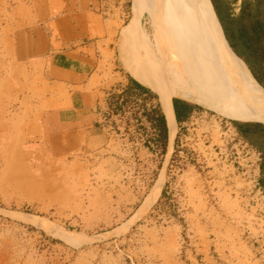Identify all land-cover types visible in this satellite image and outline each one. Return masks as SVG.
<instances>
[{
  "label": "rangeland",
  "instance_id": "1",
  "mask_svg": "<svg viewBox=\"0 0 264 264\" xmlns=\"http://www.w3.org/2000/svg\"><path fill=\"white\" fill-rule=\"evenodd\" d=\"M157 2H125L101 63L122 81L104 93L106 142L95 139L102 147L52 153L31 87L16 85L0 64V264H264V206L242 173L250 154L232 119L200 107L179 126L172 114L173 136L161 152L151 126L133 118L139 107L107 108L109 94L132 77L162 109L160 43L164 61L167 43L182 55L199 51L202 65L205 54L213 64L220 59L210 29L190 10L182 17L176 4L162 12ZM6 5L0 0V34ZM168 29L177 35L165 36ZM1 43L0 36V57ZM254 173L261 184L264 172Z\"/></svg>",
  "mask_w": 264,
  "mask_h": 264
},
{
  "label": "crops",
  "instance_id": "2",
  "mask_svg": "<svg viewBox=\"0 0 264 264\" xmlns=\"http://www.w3.org/2000/svg\"><path fill=\"white\" fill-rule=\"evenodd\" d=\"M128 1L131 4V0H7L0 34L1 71L26 91L31 87L34 112L52 153L80 145L102 147L95 143L98 133L105 144L104 93L121 77L113 68L105 72L101 63L112 48ZM208 1L228 47L264 89V0ZM172 98L181 103L179 112L172 106L179 126L201 107ZM237 122L247 131L243 136L231 126L260 152L258 166L264 172V130L244 123L251 121Z\"/></svg>",
  "mask_w": 264,
  "mask_h": 264
},
{
  "label": "bare ground",
  "instance_id": "3",
  "mask_svg": "<svg viewBox=\"0 0 264 264\" xmlns=\"http://www.w3.org/2000/svg\"><path fill=\"white\" fill-rule=\"evenodd\" d=\"M157 3L161 11L165 8L167 10L166 3L176 4V13L178 12V15L180 13L182 17H184L186 9L190 10L199 21L198 23L205 24L210 29L211 37L217 43L220 54V59L215 65L206 56L205 51L202 61L204 64L202 65L200 61H196L199 51H189V54L182 55L178 47L167 43L171 58L165 60L166 64H164V56L168 54L165 49L167 47L161 43L156 45L155 50L160 55L159 58L161 57L157 61H161L163 69L158 75L160 85L163 87L159 91V95L163 114L169 123L168 125L166 121L167 129L169 126V137L172 138L174 127L171 122L173 112L168 96L186 99L232 120L264 121V89L228 47L215 14L209 5L204 0H158ZM173 23L170 27L183 34V26L179 27L178 24ZM164 25H169V21ZM191 27L194 26L191 25ZM189 29L188 35L191 36L194 34V30ZM129 30L130 27H127L124 31L125 34ZM169 30L163 32L165 36L170 38L173 34L177 35L176 32ZM192 47L195 51L196 44ZM140 79L142 80V78Z\"/></svg>",
  "mask_w": 264,
  "mask_h": 264
},
{
  "label": "trees",
  "instance_id": "4",
  "mask_svg": "<svg viewBox=\"0 0 264 264\" xmlns=\"http://www.w3.org/2000/svg\"><path fill=\"white\" fill-rule=\"evenodd\" d=\"M208 5L210 2L208 0H204ZM211 3H214V0H210ZM211 6V4L209 5ZM212 7V6H211ZM226 38V37H225ZM154 92V91H153ZM152 90L147 87L142 86L138 83L134 78L128 77L124 86L120 88L119 93L111 92L109 94L107 100V108H109L113 112L122 111L123 107L127 103H131L130 105H136L137 108H140L139 115H137V111L134 112L133 118L136 123L141 124V120L144 119L154 130V137H151L153 143L158 142V145L161 149V152L164 151L165 145L167 143L168 137V129L166 128L167 124H165L166 119L162 109L158 102H154L153 100L156 99V93L154 94ZM141 97L140 103H136V97ZM171 103L173 106L174 111L179 112L181 111V103L176 98H171ZM232 125L236 127V130L243 136L244 133L247 131L242 129L239 126V123L236 120H230ZM252 127L264 130V122L261 121H251V122H244ZM239 135L243 140H245L248 144H250L245 138ZM251 145V144H250ZM253 147V145H251ZM148 147V146H147ZM257 150V149H256ZM258 151V150H257ZM259 152V151H258ZM259 155L260 152H259Z\"/></svg>",
  "mask_w": 264,
  "mask_h": 264
},
{
  "label": "built area",
  "instance_id": "5",
  "mask_svg": "<svg viewBox=\"0 0 264 264\" xmlns=\"http://www.w3.org/2000/svg\"><path fill=\"white\" fill-rule=\"evenodd\" d=\"M242 141L244 146H246V153H249L250 155L247 156L244 164V173L248 176V178H252V181H254L253 186L257 185L256 192L261 197V206H264V180L261 184L258 183V180L255 178L254 170L258 168V162L260 160L259 152L252 147L250 144H248L245 140H243L241 137H239ZM252 176V177H251ZM264 213V209H263Z\"/></svg>",
  "mask_w": 264,
  "mask_h": 264
},
{
  "label": "water",
  "instance_id": "6",
  "mask_svg": "<svg viewBox=\"0 0 264 264\" xmlns=\"http://www.w3.org/2000/svg\"><path fill=\"white\" fill-rule=\"evenodd\" d=\"M135 80V79H134ZM165 119V118H164ZM165 124H166V121H165ZM166 128H167V126H166Z\"/></svg>",
  "mask_w": 264,
  "mask_h": 264
}]
</instances>
